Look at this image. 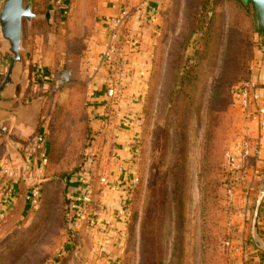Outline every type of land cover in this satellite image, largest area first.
<instances>
[{"label":"rangeland","instance_id":"rangeland-1","mask_svg":"<svg viewBox=\"0 0 264 264\" xmlns=\"http://www.w3.org/2000/svg\"><path fill=\"white\" fill-rule=\"evenodd\" d=\"M37 1L49 10L50 26L33 23L44 50L55 34L62 44L53 67L46 69L43 51L27 65L37 82L45 81L36 92L37 161L29 168L39 175L25 185V201L9 205L1 201L11 196V185L0 175V206L6 207H0V264H84L95 247L99 257L113 256L110 264H244L240 247L249 237L239 233L242 219L228 189L245 130L236 90L250 82L256 52L264 48L253 10L234 0H166L157 54L134 123L127 124L136 128L128 144L139 146L131 167L139 181L128 195L124 181L114 179L113 141L104 132L106 117H99L96 98L105 94V83L94 89L79 68L96 0ZM38 64L48 75H37ZM100 146L110 153L103 156ZM33 187L39 188L35 203ZM82 215L98 218L105 229L91 232Z\"/></svg>","mask_w":264,"mask_h":264},{"label":"crops","instance_id":"crops-1","mask_svg":"<svg viewBox=\"0 0 264 264\" xmlns=\"http://www.w3.org/2000/svg\"><path fill=\"white\" fill-rule=\"evenodd\" d=\"M5 1H0V14ZM165 2L166 0H96L95 22L92 32L84 41V53L81 55V52H78L79 68L82 76L85 77V81H88L89 84H95L94 89L104 82L106 92L107 75L104 70L97 68L98 57L104 42L101 22L106 17L116 15L120 8L129 10L128 23L138 37L140 47L132 56L133 70L127 79L129 84L123 90L119 103L110 112L111 120L102 111L105 94L96 98L98 103L102 105L99 107V117L102 115L106 117L104 119L106 124H103L108 130L104 132L113 141L110 165L116 164L117 166L114 172V179L116 180L121 178L122 181H126L131 178L130 172H133L131 169L134 160L132 158V146L128 143L132 141L136 128H132V125L127 126V124L134 119L133 112L138 109L136 103L138 95H140L151 68V60L154 58L155 47L158 45L160 9L165 5ZM24 3L26 6L30 5L31 15L29 18L22 17L21 19V37L17 59H14L11 41L5 37L0 24V167L7 165L14 173L13 177L1 174V181L4 177L8 185H11L9 188L12 187L13 189V192L9 191L11 196L5 201H1L7 205L13 204L11 202L15 200L18 202L25 201V185L35 181L39 175L37 170L31 172L29 168H34L37 161L33 155L37 146L36 140H38L37 130L41 104L38 102L39 100L35 99L36 92L42 85L45 86V81L37 82L27 65L32 59L37 60L38 54L43 51L45 57L43 56L42 61L48 70L53 67V62L56 61H54L55 53L60 50V42L55 33L54 38L49 43L50 45L44 50V36L34 30V22L50 26L49 10L48 8L45 10V7L48 6L43 4L36 10L32 7V1L26 0ZM144 4L157 10V17L153 24L141 26L137 20V9ZM23 21L26 22L25 26H23ZM26 34L29 37L27 44L24 42ZM39 44L41 45L37 48L36 45ZM45 51H49V53ZM256 53L258 61L254 65L249 83H254L259 87V105L264 108V48ZM47 70L45 71L46 75H48ZM101 108L102 110H100ZM239 108V112L244 117L243 122H245L242 140L249 145L248 154L243 155L238 144L231 160L235 169L233 171L235 180L232 195L233 204L236 216L242 219L238 222V229L244 239L249 237L248 244L245 243L240 247L241 256L244 258V264H264V210L260 205V192L264 189V131L258 127L260 116L257 114L256 108L252 106L246 110L240 106ZM2 128H5V131H2ZM99 148L102 149L101 154L103 156L110 153L106 147L100 146ZM121 188L124 194L123 186ZM4 206L1 205L0 207L6 208ZM98 238L100 240V235L91 239L98 241ZM106 248L110 249V247ZM108 252L111 251L108 250ZM87 256L92 261L84 264H110V260L113 258V256H109L108 259L99 257L96 247L90 249Z\"/></svg>","mask_w":264,"mask_h":264},{"label":"built area","instance_id":"built-area-1","mask_svg":"<svg viewBox=\"0 0 264 264\" xmlns=\"http://www.w3.org/2000/svg\"><path fill=\"white\" fill-rule=\"evenodd\" d=\"M4 1V0H0ZM129 10L127 8H120L118 13L114 16L106 17L102 20V28L104 33V42L102 45L101 52L98 57V66L99 70H104L108 78V85L105 92V99L103 105V112L107 116L115 107L122 96L123 90L128 86L127 79L132 72V59L133 55L137 52V49L140 47V42L138 37L135 35V32L129 26ZM138 22L141 26H146L153 24L157 17V10L150 8L147 4L140 6L137 9ZM45 70L39 64L37 65V75L44 76ZM238 98L239 106L246 110L248 107L252 106L256 108L257 114L260 116L258 120V127L260 130L264 131V108H261L260 104V91L259 87L254 83L242 82L235 94ZM133 124V120L129 122ZM104 124H106L104 122ZM2 131H5V128H2ZM138 141L135 140L134 145L132 146V156L133 158L138 155ZM243 155L248 154L249 145L247 142H243L241 146ZM45 161V160H44ZM4 174L9 177H13L14 173L10 170L7 165H2L0 167V175ZM129 175V174H128ZM131 178L124 181L123 190L125 194H131L134 188L137 186L139 178L137 171L130 172ZM105 181V178L102 179ZM234 184L230 189H228V194H231L233 191ZM39 196V188H31V202L35 203ZM261 202L264 204V189L260 192ZM90 199V194L87 192L83 196V203L87 204ZM126 201V200H125ZM120 219L122 223H125L129 219V212L126 210L125 213L121 214ZM86 219L89 230L92 232L100 233L105 229L101 225L98 218L94 219L92 216L88 218V215L81 216V220ZM101 230V231H100ZM235 253L239 249L229 242L226 243Z\"/></svg>","mask_w":264,"mask_h":264},{"label":"water","instance_id":"water-1","mask_svg":"<svg viewBox=\"0 0 264 264\" xmlns=\"http://www.w3.org/2000/svg\"><path fill=\"white\" fill-rule=\"evenodd\" d=\"M255 7L256 26L259 32L264 33V0H250ZM31 15L30 5L23 6V0H6L3 3L0 24L5 37L11 41V50L14 59H17L21 37V19Z\"/></svg>","mask_w":264,"mask_h":264},{"label":"trees","instance_id":"trees-1","mask_svg":"<svg viewBox=\"0 0 264 264\" xmlns=\"http://www.w3.org/2000/svg\"><path fill=\"white\" fill-rule=\"evenodd\" d=\"M32 1L33 3V7L36 8V10H38L40 8V6H43V4H41L40 2H38L37 0H30ZM236 2L239 3V5L241 6V8L243 10H249L250 8L253 10V14L255 15V9H254V5L253 3L250 1V0H234ZM46 4V3H45ZM255 32L258 34V35H264V33H261L259 32L257 29L255 30ZM60 42V41H59ZM61 43V42H60ZM62 44V43H61ZM158 47V46H157ZM155 47V54H154V57L156 56L157 54V50L158 48ZM72 52V50H70L69 48H65L64 49V53L69 55L70 53ZM57 56H59V54H56ZM66 59V61L68 60V57L65 56L64 57ZM13 189L12 188H8V191H12Z\"/></svg>","mask_w":264,"mask_h":264}]
</instances>
